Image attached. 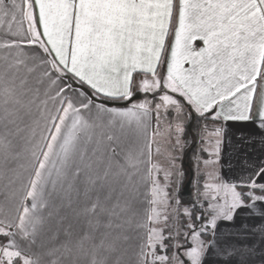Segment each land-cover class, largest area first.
<instances>
[{
    "label": "snow or ice",
    "instance_id": "1",
    "mask_svg": "<svg viewBox=\"0 0 264 264\" xmlns=\"http://www.w3.org/2000/svg\"><path fill=\"white\" fill-rule=\"evenodd\" d=\"M0 264H264V0H0Z\"/></svg>",
    "mask_w": 264,
    "mask_h": 264
},
{
    "label": "trees",
    "instance_id": "2",
    "mask_svg": "<svg viewBox=\"0 0 264 264\" xmlns=\"http://www.w3.org/2000/svg\"><path fill=\"white\" fill-rule=\"evenodd\" d=\"M196 128L195 122L189 128L185 139L189 141V146L186 147L185 156L183 158V178L182 183L179 184L180 197L184 201L191 200L195 192V184L198 178L196 168V156L202 155L199 153L200 142L195 136L194 129ZM189 186V189L187 187Z\"/></svg>",
    "mask_w": 264,
    "mask_h": 264
},
{
    "label": "rangeland",
    "instance_id": "3",
    "mask_svg": "<svg viewBox=\"0 0 264 264\" xmlns=\"http://www.w3.org/2000/svg\"><path fill=\"white\" fill-rule=\"evenodd\" d=\"M186 148L184 149V151L178 156L177 160H176V165L177 167L181 170V166H182V159L184 156H182L183 153H185Z\"/></svg>",
    "mask_w": 264,
    "mask_h": 264
},
{
    "label": "crops",
    "instance_id": "4",
    "mask_svg": "<svg viewBox=\"0 0 264 264\" xmlns=\"http://www.w3.org/2000/svg\"><path fill=\"white\" fill-rule=\"evenodd\" d=\"M228 155H230V153H229V154H226L225 157H224V162H225V163L227 162ZM182 156H185V153H183ZM183 158H184V157H183ZM182 169H183V159H182L181 170H182ZM226 171H227V169L225 168V172H226Z\"/></svg>",
    "mask_w": 264,
    "mask_h": 264
},
{
    "label": "water",
    "instance_id": "5",
    "mask_svg": "<svg viewBox=\"0 0 264 264\" xmlns=\"http://www.w3.org/2000/svg\"><path fill=\"white\" fill-rule=\"evenodd\" d=\"M187 189H189V186L187 187Z\"/></svg>",
    "mask_w": 264,
    "mask_h": 264
}]
</instances>
